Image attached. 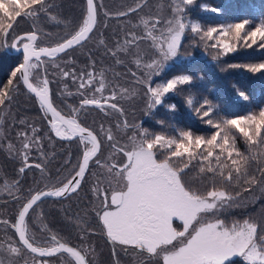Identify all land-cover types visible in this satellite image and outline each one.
Segmentation results:
<instances>
[{
	"label": "snow or ice",
	"instance_id": "obj_1",
	"mask_svg": "<svg viewBox=\"0 0 264 264\" xmlns=\"http://www.w3.org/2000/svg\"><path fill=\"white\" fill-rule=\"evenodd\" d=\"M149 3L150 0H137L134 6L114 15L127 17L141 12ZM193 5H196V0H168V16H163L162 12L140 16L134 25L140 32H128L123 44L117 42L114 48H108L104 39L98 41L116 64L125 62L118 56L131 58L139 72L133 71L131 76L143 89L148 115H153L154 109L163 105L169 94L181 90L178 86H190L192 83L193 78L188 74H177L162 83L153 79L165 73L169 62L180 56L186 33H191L206 49L216 50L213 60L235 53L240 47L264 50V21L253 25L245 18L240 22L205 28L188 19L187 13ZM99 6L97 0H86L80 22L72 27L51 15L50 0H0V52L6 54L15 50L22 55V62L0 86V134H3L2 124L7 115L4 109L10 110L23 86L28 93L34 94L49 131L61 140L76 141L83 146L81 158L72 165L73 173L66 181H60L59 186L47 190L28 189V195L23 196L18 194L19 178L11 183L3 179L4 189L20 206L13 222L0 219L5 233L9 229L13 231L12 237L0 240V264H49L44 258L52 256H57L61 264H93L91 257L95 249L83 244L77 247L52 232L43 222L44 212L40 210L46 198L70 197L80 190L86 173L90 174V163L103 169V178L92 183L91 199L84 214L69 219L78 228L81 241L94 234L88 220L91 214L113 246V255L119 246L125 253L133 254L135 264H235L234 258H241L244 264H264V225L250 218L231 222L221 218L225 209L237 203L242 192H250L264 184V107L257 113L215 122L210 102L195 101L189 96L187 105L192 107L198 103L199 107L194 110L202 120L207 118L204 123L215 129L208 137L194 135L192 131H180L178 136L156 134L140 124H129L124 118L115 124L126 137V143L118 145L114 142L116 137L112 126L105 128L101 124L99 130L112 149V153L102 161L98 156L102 142L96 132L82 123V111L95 106L105 115L115 111L124 117V108L118 100H132L139 92L110 84L103 71L97 74L96 62L90 54L93 70L81 71L79 75L74 67L65 70L57 62L58 57L67 56L92 39L98 23ZM196 6L205 12L230 14L237 18L264 15V0L259 3L255 0H225L220 7ZM164 7L163 3L159 5L161 10ZM41 14L57 24L64 23L66 30L54 45L41 46L37 31L11 37L20 19H35ZM105 15L112 14L105 12ZM69 28L71 30H67ZM45 35L51 36L52 33ZM142 43L146 47L141 48ZM49 61L62 78H71L77 85L75 92L68 91L65 85L66 96L81 97L78 106L65 101L67 113L58 110L54 104L46 67ZM64 63L75 64V61L68 57ZM227 68L264 74V62L233 63ZM85 90H91V95L86 96ZM106 90H109L108 95H105ZM238 95L245 101L249 99L244 92ZM169 107L175 109V105ZM19 123L25 124V121ZM28 127L30 132L16 133L20 140L18 150L11 141L6 145L10 154L20 158V176L30 168L39 169L42 174L45 172L42 163H29L34 147L41 159L45 153L39 129L32 125ZM238 139L244 141L246 152L238 147ZM117 156L122 159L117 160ZM66 164L71 165V155ZM229 187L241 191L233 193ZM95 202L98 206H93ZM174 221H179L182 227L174 226ZM33 226L46 234L42 243H37Z\"/></svg>",
	"mask_w": 264,
	"mask_h": 264
},
{
	"label": "trees",
	"instance_id": "obj_2",
	"mask_svg": "<svg viewBox=\"0 0 264 264\" xmlns=\"http://www.w3.org/2000/svg\"><path fill=\"white\" fill-rule=\"evenodd\" d=\"M207 1L210 6L215 7H220L225 3V0ZM50 2L52 4V7L49 10L51 15L56 16L62 22L69 23L72 27H74L80 21L79 18L76 19L75 17L71 16L73 8L78 4V2L86 4L85 0H50ZM167 2L168 0H150L149 6L144 8L141 12L131 14L127 17H118L114 14L123 10H127V8L130 6H134L137 3V0H97L98 5H100L98 7V23L96 25L95 33L92 39L86 42L82 48H77L73 51H70L67 56L62 58L58 57L57 62L61 63V65L65 67V70H70L74 67L76 69L77 75H79L81 71L87 72L93 70L89 62L90 54L91 59L95 60L96 62L95 71L97 74L103 71L105 73L106 80L110 84L119 85L129 89V87L132 86L134 82L131 72H138L135 64L131 62L130 57H125L123 55L118 56L117 58L124 59V64H116L114 58L110 54L106 53L105 46L99 45L98 41L99 39H104L108 48H114L117 42L123 44L128 32H140L139 28L134 27L140 16H143L146 13L153 15L161 12L163 13L165 9L161 10L159 5L161 3L167 5ZM255 2L259 3L260 0H255ZM197 4L201 5L200 1ZM192 11L193 16L197 14H203L201 11H199V9H192ZM105 12L112 15L106 16ZM256 12L259 13V8L256 9ZM211 15L216 17L215 21L219 25L240 22V20L245 18L249 19L253 25L264 21V15H246L237 18L230 14L220 15L211 12L205 14L207 17H210ZM214 23L215 22H213L212 25ZM65 30L64 23L57 24L53 22L50 17L41 14L40 17L35 19H20L19 26L16 28V31L11 33V37H14L22 32L37 31L38 35L40 36L39 44L41 46H51L54 45L61 35H63ZM67 30L71 29L69 28ZM45 33H52V35L47 36ZM191 38H194L191 33L185 34L186 40ZM200 49L201 46L195 43L193 51L198 52ZM8 54L11 66H15L22 62L21 54ZM241 55H243V57L240 56L233 59L245 60L243 63H246V59L250 62H252V60H262L264 59V50L253 47L250 50H243ZM68 57H71L75 61V64H65L64 61ZM44 59L48 60V58ZM207 61L208 60L203 59L202 57H197L196 54L191 60L179 61V63L176 64H183L184 66H197L195 70L187 69V72L190 75H194H192L193 79L191 85L184 86L183 89L192 95L193 98H195V101H209L210 105L214 109L212 115L214 116L216 122H219L222 119L236 118L250 113H257L262 107H264V79H262L264 75L255 80L248 77L249 72L247 71L243 73L233 72L230 75L222 76L219 73L214 72ZM46 67L47 74L51 81L50 87L52 88L54 103L59 108V110L67 113L65 101L68 104H72L73 106H78L81 97L66 96V94H64L65 85H67V90L72 92H75L77 85L72 83L71 78H62V75L58 72V70L51 66L50 61L46 64ZM207 71L210 74H208ZM161 77H154L155 82H157ZM6 78L7 77L0 76V86L6 83ZM108 91L109 90H106L105 95H108ZM239 92H244L249 97V99L247 101L243 100L238 95ZM85 95L90 96L91 90H85ZM33 97V95L28 93L27 90L21 86L19 94L15 97L10 110L4 109V113L7 115L2 127H5L6 136L0 134V177L3 179L6 178L9 183L19 178V194L22 195H25V191L22 192L21 189L25 178H27L30 189L36 186L35 181L31 180V173L35 172V168L26 169L22 176L18 174V168L21 166L20 158L18 156L14 157L12 154H10L6 146L7 142L11 141L16 146L17 150L20 148V140L16 136L17 132H30L28 126L30 125L31 121L35 127L36 124L40 123L43 128L39 129V135H41L43 140L45 156H53V154L57 155V151L55 150L56 148L53 149L57 142L59 143L58 155L61 157H69V155L73 154L74 151L76 152L77 148H80V145H78L76 141L58 139L52 132L49 131V126L46 119L44 118L42 110L39 108L38 102ZM121 100L122 99L118 100L119 104ZM197 104L198 103L194 105L196 106ZM175 105H178V103H175ZM88 107L91 111L87 115H81L80 119L85 126L98 134L100 140L101 135L99 129L101 124H103L106 128L112 126L113 130L116 129L115 124L121 118L118 113L111 114L116 118H114L113 124H110V120L108 119L107 115L105 116L103 114V110L97 109L95 106ZM177 113L178 112L174 113L173 111L170 113V115H176ZM140 116H144V118L142 121H140V123L136 122L135 124L144 126L147 124V122H150V115L135 111V118L138 119ZM122 119H124V117H122ZM168 119H171L173 123L181 127H172L170 129L174 131L184 129L193 130L194 127L198 128L197 124H199L197 121L198 117L192 116L187 109H184L183 113L180 115L177 114V119L171 118V116L168 117ZM21 120H24L25 124H20L19 121ZM9 123L12 125L10 131H8L7 127ZM170 130L167 131L170 132ZM213 130L215 129H209V131ZM49 137H51V140L48 139ZM238 147L243 152L247 151V147L242 139H238ZM36 154L37 150L34 147L29 156V163H32L31 157H36ZM121 158L122 157L120 156L116 157L117 160H120ZM91 164L90 174L87 173L81 189L75 195H73V199L70 197L65 199L63 206H70L72 203L75 205L79 203L89 204L91 199L90 187L92 183L96 180V177L97 179H102V176L98 177V172H95V174L92 173V167L95 164ZM233 190L241 191L240 189L235 188H233ZM96 204L98 205V202H95L94 205ZM236 204L238 205L237 213H235V215H237L238 218H250L251 220L257 221L264 225V184L252 188L250 192H242V195ZM230 214L232 213H228L225 217L229 218ZM226 222H229V219H226ZM32 230L35 232L33 228ZM235 264H244V262L242 259H235Z\"/></svg>",
	"mask_w": 264,
	"mask_h": 264
},
{
	"label": "rangeland",
	"instance_id": "obj_3",
	"mask_svg": "<svg viewBox=\"0 0 264 264\" xmlns=\"http://www.w3.org/2000/svg\"><path fill=\"white\" fill-rule=\"evenodd\" d=\"M73 1H75V0H73ZM199 1H200L201 5L208 3L207 0H196V5H198L197 3ZM196 5L191 6L190 10L187 13L188 19L190 21L199 22L202 25V27H205V28L213 27V26H219V24H217V22L215 21L216 17H214L212 15L210 17L205 16V14H208V12L203 11L202 7H197ZM207 5H209V3ZM85 8H86V4H82L81 2H78V4L73 8V12H72L71 16L75 17L76 19H78V18L80 19L82 13H84V11H85ZM163 9H165V10L163 11L162 15L168 16L167 5H165V7ZM192 9H196V10L199 9V11H201V13H203V14L202 15L197 14V15L193 16ZM213 22H215V23L212 25ZM22 33H24V32H22ZM195 43L197 45L201 46V49L198 52L193 51ZM144 47H146V44H141V48H144ZM250 49L251 48L240 47L239 50L235 53H231L226 57H221L219 60H213L212 57L216 55V50L211 49V48L206 49L203 46V44H201L199 42V40L196 38H191L189 40L184 39L182 46H181V49H180V53H181L180 56L178 58H176L174 61L169 62V66L166 68L165 73L158 76V77H161V76L162 77L157 81V83L165 82L166 79L173 78L177 74H188V75H190L187 72V69L195 70L197 66H195V65L184 66L183 64L179 65L176 63H179V61H184V60L189 61L193 57H195L196 54H197V57H202L203 59L208 60L207 62L210 64V67L214 70V72L219 73L222 76L230 75L233 72H237V73L246 72V70H241V69H229V68H227V65L233 64V63H243L245 60H234L233 58L240 57V56L243 57V55H241L242 51L243 50H250ZM8 53H11V52H8ZM8 53L5 54V53L0 52V76L1 77H7L5 79L6 82H7V79L10 77V73L18 65L17 64L15 66H11V62H9V54ZM259 62H264V59L257 60V61L252 60V62H250L246 59V63H259ZM207 73L210 74L208 71H207ZM196 74H197V72H196ZM192 75H194V74H191V76ZM263 75L264 74L249 73L248 77L255 80V79H259V77L260 76L262 77ZM262 79H264V77ZM183 88H184V86H178V89H181V90H178L175 93L169 94L165 98V103L161 106H158L156 109H154V114L150 115V120H149L150 122H147V124H145L142 127L149 129V131L152 133H156V134L163 133L167 136H178V133L180 131H192L194 135H204L205 137L210 136L211 133L214 132L215 130L209 131V129H213V128H211V126H209L203 122V120H206L207 118L205 117L202 120L200 115H198L196 113V111L194 110L195 107H199V104H197L196 106L194 105L192 107H189L187 105V103H186L187 98L189 96H191L193 98V96L190 95L189 93H187L185 91V89H183ZM133 89H135L137 92H139V95H137L132 100L122 99L120 102L121 106L124 108V112H125L124 118L127 119L129 124H135L136 122L140 123V121H142V119L144 118V116H140L138 119H136L135 118V111L141 112V113H146V111H145L146 105H145V100L143 98V89L139 85H136L135 81L133 82V85L129 87L130 91ZM175 103H178V105H175ZM170 105H175V109L174 110L171 109L169 107ZM184 109H187L192 116L198 117V120H197L199 123V124H197L198 128L194 127L193 130H187V129L178 130V131L170 130L172 127H179V126L177 124L173 123L171 119L169 120L168 117L171 116V118L177 119V114L180 115L181 113H183ZM90 111L91 110L89 109V107H87L85 110L82 111L81 115H87ZM173 111H174V113H176V112H178V113L176 115H170V113H172ZM103 114L105 115L104 112H103ZM111 114H116V112L110 111V115H107L108 119L110 120V124H113V120L116 117L112 116ZM182 117L185 118L184 116H182ZM212 118L215 121V118L213 115H212ZM122 120L123 119L121 117L118 121H122ZM161 121L163 123H160ZM30 125L34 126L32 121L30 122ZM11 126L12 125L10 123L7 125L8 131H10V129L12 128ZM36 128L40 129V128H43V126L40 123H38V124H36ZM179 128H181V127H179ZM2 130H3V136H6L5 127H2ZM167 130H170V132H168ZM113 134L116 137V139L114 141L115 143H117L118 145H123L124 143H126V137H124L122 135V133L119 132V130L114 129ZM100 135H101L100 137H101V141L103 144V151L101 154V157H102L101 160L102 159L105 160V158L112 153V149L110 148L109 142L104 138L103 133L100 132ZM80 146L83 147L82 145H80ZM80 155H82V152ZM193 171H195V169H193ZM95 172H98V177H100V176H102L103 169H100L98 166L93 165L92 173L95 174ZM96 179H97V177H96ZM203 190H204V186L202 185L201 191H203ZM228 190L230 192H233V193L236 192L233 190L232 187H229ZM0 200H1L0 201V219H7L10 222H13L14 217L16 216L17 210L20 206L19 203L15 202L12 199V196L9 195L8 193L5 196L2 195L0 197ZM237 205L238 204H235L232 207L225 209L224 212L221 214V218L224 217L223 219H225L226 218L225 216L228 213H232L229 215L230 216L229 218H226V219H229V222H231L233 220H241L242 221L243 219H246V218H238L237 215H235V213H237ZM177 227L180 228V227H182V225L179 223ZM33 229H34L35 234H36V226H33ZM12 236H13V231L11 229H9L7 231V233H5L4 226L0 225V240L6 241L9 237H12ZM234 259H241V258H234Z\"/></svg>",
	"mask_w": 264,
	"mask_h": 264
},
{
	"label": "flooded vegetation",
	"instance_id": "obj_4",
	"mask_svg": "<svg viewBox=\"0 0 264 264\" xmlns=\"http://www.w3.org/2000/svg\"><path fill=\"white\" fill-rule=\"evenodd\" d=\"M56 138L60 139L59 137ZM53 149L57 151V155L45 156L43 159H41L39 152L37 151L36 157L34 158L31 157L32 163L34 162L42 163L45 168V172L43 174L39 169L36 168H35V172L31 173V180H34L36 183V186L32 188L33 190H47L48 188L59 186L60 181L63 180L66 181L68 178H70V175L74 171L72 165L77 164V162L81 158L80 155L82 152L81 146L79 149L77 148L76 152L74 151L73 154H71V165L66 164V161L69 159V157H61L60 155H58L59 152L58 142L56 143V145H54ZM102 149H103V145L100 153L98 154L100 159L102 158L101 157ZM91 165L92 164L90 163V167ZM2 181L3 178L0 177V197L2 195L5 196L8 193V191L4 189ZM46 185L47 188L45 187ZM21 189L22 192L25 191V195L23 196H27L28 189H30V186L27 182V178H25L24 184L23 186H21ZM76 193L72 194L70 198H72L73 195H75ZM68 198L69 197H65L62 199L46 198L40 205V210L44 212L43 222L48 225V228L52 232L57 233L59 236L66 239L70 244L75 245L77 247H80L81 244H83L84 246L93 247L95 249L91 257L93 264H116L117 260H119V264H135L133 254L131 252L125 253L119 246L116 247V254L113 255V246L103 235L101 231V225L97 222L96 218L91 214L88 216V220L90 222V230L94 234L87 235L85 239L81 241L79 239L80 233L78 228L73 223H70L69 219L76 217L78 214L82 216L89 204L79 203L75 205L72 203L70 206L67 205L63 206L64 205L63 203H65V199ZM93 206H98V205L96 204ZM179 223H180L179 221H174V226L177 227ZM36 236H37V243H42L43 240L45 239L46 234L40 233L38 228L36 227ZM43 246H47V245H43ZM44 259L48 260L49 264H61V261L57 256L45 257ZM136 259L139 258L137 257Z\"/></svg>",
	"mask_w": 264,
	"mask_h": 264
},
{
	"label": "water",
	"instance_id": "obj_5",
	"mask_svg": "<svg viewBox=\"0 0 264 264\" xmlns=\"http://www.w3.org/2000/svg\"><path fill=\"white\" fill-rule=\"evenodd\" d=\"M86 1V0H85ZM24 33H27V32H24ZM24 33H21V34H24ZM11 53L12 54H21L20 52H17V51H15V50H13V51H11ZM44 59V58H43ZM31 95H33L34 96V94H31ZM59 110V109H58ZM92 130V129H91ZM99 138V137H98ZM99 154V153H98ZM94 159V158H93ZM48 198H55V197H48ZM55 199H62V198H55Z\"/></svg>",
	"mask_w": 264,
	"mask_h": 264
}]
</instances>
